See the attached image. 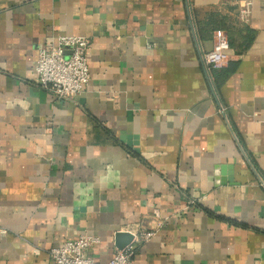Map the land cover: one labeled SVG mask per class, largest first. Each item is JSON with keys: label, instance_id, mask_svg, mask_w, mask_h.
Masks as SVG:
<instances>
[{"label": "crops", "instance_id": "1", "mask_svg": "<svg viewBox=\"0 0 264 264\" xmlns=\"http://www.w3.org/2000/svg\"><path fill=\"white\" fill-rule=\"evenodd\" d=\"M60 34L90 40L67 101L36 73ZM263 181L264 0H0V264L82 233L105 263L145 230L132 264H264Z\"/></svg>", "mask_w": 264, "mask_h": 264}, {"label": "built area", "instance_id": "2", "mask_svg": "<svg viewBox=\"0 0 264 264\" xmlns=\"http://www.w3.org/2000/svg\"><path fill=\"white\" fill-rule=\"evenodd\" d=\"M247 13V9H241V14ZM89 47L90 40L85 35L60 34L41 48L36 63L37 81L52 93L55 101L73 100L88 87L91 80ZM230 50L228 35L218 31L212 49L202 51L201 58L210 79H213L212 69L223 67L228 62ZM2 232L6 233L7 230L2 229ZM154 234L152 230L134 234L133 240L124 248L117 249L105 263H97L89 254L100 237L87 233L53 246L49 252L54 264H132L137 242L149 240Z\"/></svg>", "mask_w": 264, "mask_h": 264}, {"label": "water", "instance_id": "3", "mask_svg": "<svg viewBox=\"0 0 264 264\" xmlns=\"http://www.w3.org/2000/svg\"><path fill=\"white\" fill-rule=\"evenodd\" d=\"M128 235L129 240H132L133 234L132 233H124V232H118L116 235L117 245L120 249L124 248L127 244V242L122 241V237Z\"/></svg>", "mask_w": 264, "mask_h": 264}]
</instances>
